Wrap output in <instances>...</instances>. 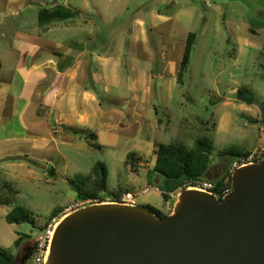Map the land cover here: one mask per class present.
<instances>
[{"label":"rangeland","instance_id":"374dc122","mask_svg":"<svg viewBox=\"0 0 264 264\" xmlns=\"http://www.w3.org/2000/svg\"><path fill=\"white\" fill-rule=\"evenodd\" d=\"M66 3L80 15L40 27L39 37V10ZM16 7L17 16L3 11L0 22V187L18 192L0 206V251L17 264L54 217L83 201L69 183L99 162L109 190L122 187L140 196L139 206L165 212V183L154 171L161 144L211 139V181L245 158L225 151L264 158V0H26ZM189 33L197 40L179 80ZM36 54L43 58L35 64L56 61L46 78L32 73ZM44 78L37 101L28 99ZM241 88L260 104L239 101ZM131 153L136 168L126 165ZM17 206L32 212L29 222L6 221Z\"/></svg>","mask_w":264,"mask_h":264},{"label":"water","instance_id":"95a60500","mask_svg":"<svg viewBox=\"0 0 264 264\" xmlns=\"http://www.w3.org/2000/svg\"><path fill=\"white\" fill-rule=\"evenodd\" d=\"M47 264H264V158L239 167L223 197L185 189L164 218L115 201L76 208Z\"/></svg>","mask_w":264,"mask_h":264},{"label":"trees","instance_id":"16d2710c","mask_svg":"<svg viewBox=\"0 0 264 264\" xmlns=\"http://www.w3.org/2000/svg\"><path fill=\"white\" fill-rule=\"evenodd\" d=\"M80 15V11L72 9L66 4H55L50 7L41 8L38 12V23L44 30L58 22L74 21ZM197 34L189 33L186 40V45L183 57L180 63L179 80H182L189 69L192 53L196 44ZM237 98L243 103L249 105L257 104L254 93L247 89L241 88L237 92ZM260 104V102L258 103ZM264 109V103L260 104ZM93 140L97 139L96 134H92ZM101 149V145H95ZM157 160L154 167L155 173L164 180L167 193L164 194L165 208L170 199V194L175 193L182 186L188 185L191 182L211 181L212 180V156L214 154L213 141L207 137H201L195 141L194 146H189L183 141H173L169 144H161L157 149ZM222 156H237L238 159L250 156L249 153H239L234 150L225 151ZM136 154L128 155L126 165L136 168ZM234 160L230 161L228 164ZM232 176L230 169H227L221 177L216 181H211L215 184L214 192L223 197L224 192L232 188ZM70 187L74 190L81 200L92 198H101L102 195H107L113 201H119L127 189L119 187L115 190L108 188V171L104 163L99 162L95 165L92 172L88 175H78L76 180L70 181ZM18 192L13 190L9 185L0 187V206L12 205L17 198ZM144 207V206H142ZM150 212L156 214L160 218L168 216L171 212L158 210L151 206H145ZM32 218V212L22 206H17L11 210L6 221L9 224H21L29 222ZM24 239L21 237L17 241L20 246ZM0 264H17L15 257H9L4 252L0 251ZM27 264V263H26Z\"/></svg>","mask_w":264,"mask_h":264},{"label":"built area","instance_id":"2783aa9c","mask_svg":"<svg viewBox=\"0 0 264 264\" xmlns=\"http://www.w3.org/2000/svg\"><path fill=\"white\" fill-rule=\"evenodd\" d=\"M255 159H256V156L250 155L248 157L242 158L240 161H236L232 165V167L230 168V173L234 174L235 171L244 164L259 161V160L258 161L255 160ZM187 188H195V189H199V190H203V191H207V192H211V193L216 194L214 192L215 184L213 182L201 181V182H197V183L191 182L188 185L182 186L175 193L171 194V196L173 197L174 194L179 195L182 191H184ZM153 189L159 190L158 188H153ZM231 190H232V188L226 190L224 192V194H227ZM147 192H148V190H145L143 192V194H145ZM139 198H140L139 195H136L132 192H125L122 195V197L120 198V200L115 201V202L128 204V205H132V206H139L138 205ZM111 201H113V200L111 199L107 202H111ZM101 202H105L104 198L103 199L102 198H92V199L83 200V201L79 202L74 208L70 207V208L66 209L65 214L76 209V208H79L81 206H86L89 204H97V203H101ZM61 219H62V217L60 219L54 217L46 226L45 234L43 236H39L37 238L36 243H35L34 248H33V252L31 254V256L33 254L36 255V259H35L36 264H47L50 244H51L56 226L61 221Z\"/></svg>","mask_w":264,"mask_h":264},{"label":"crops","instance_id":"0c3cea01","mask_svg":"<svg viewBox=\"0 0 264 264\" xmlns=\"http://www.w3.org/2000/svg\"><path fill=\"white\" fill-rule=\"evenodd\" d=\"M23 1H26V0H0V14H1L0 17L2 18V19L0 20V22H5V21H6V18H7L8 15H9V16H14V17L17 16V15H18V11H15V10H16L15 8H18V7H16V5H17L18 3H20V2H23ZM2 4H5V6H2ZM66 5L69 6L67 3H66ZM14 9H15V10H14ZM6 10L8 11V12H7L8 15H7V13H6V15L2 13L3 11H6ZM258 14H262V15H264V10L258 12ZM35 20H36V19H35ZM35 20H34V21H35ZM33 24H35V23H33ZM37 26H39L38 19H37ZM34 27L36 28V25H34ZM51 27H52V26H50L49 29H47L46 31L50 30ZM261 28L263 29V28H264V25H261ZM39 30H41L40 26H39V29H37V35H38L39 37H41L42 35H41L40 33H38ZM44 31H45V30H44ZM38 56H39V57H38ZM41 58H43V55H39V54L33 55V59H31L30 65H32V68H33L32 73H34V74H38V75H40V76H41V75H45V78H46V76L48 77V74H50L51 71H53V70H49V69L52 68V66H53V65H51V64L54 62L55 65H56V61H55V60L53 61V60H50L49 58H47L48 60H47V61H44L42 64H40V65L35 64V62H36L38 59H41ZM40 66H43V68H44V70H45L44 73L38 71V68H39ZM61 70H62V75H65V73H66V71H67L66 66L63 67V69L61 68ZM46 71H47V73H46ZM42 78H43V77H42ZM45 78H44V79H38V80L34 81V84H32V87H31V91H30L31 93H29V94L27 95L28 99H31V100L37 101V97H38V93H39L38 85L42 82V80H43V82H45V80H47V79H45ZM64 79H65V77H64ZM24 86H25V85H23V87H22V89H21V93H20V95H17L18 97L22 96ZM10 98H11V97H10ZM158 181L161 182V179H158ZM171 200H172V196H171V194H170V199H169V201H168L167 204H166V208H167L168 210H172L173 207H174V205L171 203ZM174 204H175V203H174Z\"/></svg>","mask_w":264,"mask_h":264},{"label":"flooded vegetation","instance_id":"af4514ba","mask_svg":"<svg viewBox=\"0 0 264 264\" xmlns=\"http://www.w3.org/2000/svg\"><path fill=\"white\" fill-rule=\"evenodd\" d=\"M30 250H31V249H30ZM29 252H30V251H29ZM29 252H28V254H29ZM28 254H27V255H28ZM27 255H26V256H27ZM26 256H25V257H26ZM25 257H24V258H25ZM30 257H31V256H30ZM30 257H29V259H30ZM29 259H28V260H29ZM27 262H28V261H27Z\"/></svg>","mask_w":264,"mask_h":264}]
</instances>
